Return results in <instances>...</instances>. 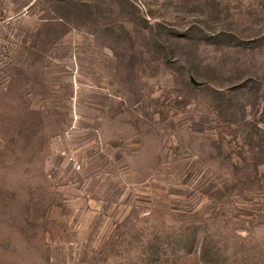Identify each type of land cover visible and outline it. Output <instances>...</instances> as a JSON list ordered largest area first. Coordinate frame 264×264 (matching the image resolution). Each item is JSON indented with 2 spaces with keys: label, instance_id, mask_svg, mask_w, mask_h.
<instances>
[{
  "label": "rangeland",
  "instance_id": "obj_1",
  "mask_svg": "<svg viewBox=\"0 0 264 264\" xmlns=\"http://www.w3.org/2000/svg\"><path fill=\"white\" fill-rule=\"evenodd\" d=\"M0 264H264V0H0Z\"/></svg>",
  "mask_w": 264,
  "mask_h": 264
},
{
  "label": "water",
  "instance_id": "obj_2",
  "mask_svg": "<svg viewBox=\"0 0 264 264\" xmlns=\"http://www.w3.org/2000/svg\"><path fill=\"white\" fill-rule=\"evenodd\" d=\"M194 80V79H193Z\"/></svg>",
  "mask_w": 264,
  "mask_h": 264
}]
</instances>
